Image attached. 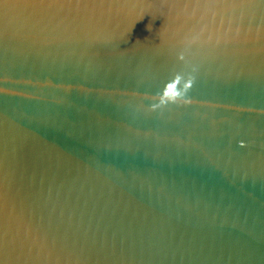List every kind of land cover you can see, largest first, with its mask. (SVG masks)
Wrapping results in <instances>:
<instances>
[{
	"label": "water",
	"instance_id": "95a60500",
	"mask_svg": "<svg viewBox=\"0 0 264 264\" xmlns=\"http://www.w3.org/2000/svg\"><path fill=\"white\" fill-rule=\"evenodd\" d=\"M0 264H264V0H0Z\"/></svg>",
	"mask_w": 264,
	"mask_h": 264
},
{
	"label": "snow or ice",
	"instance_id": "6c2138e0",
	"mask_svg": "<svg viewBox=\"0 0 264 264\" xmlns=\"http://www.w3.org/2000/svg\"><path fill=\"white\" fill-rule=\"evenodd\" d=\"M169 91L171 92V88L169 89Z\"/></svg>",
	"mask_w": 264,
	"mask_h": 264
}]
</instances>
